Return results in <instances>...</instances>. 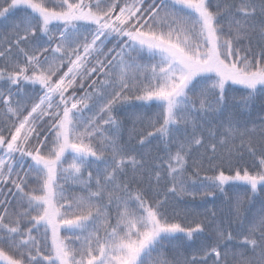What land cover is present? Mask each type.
Masks as SVG:
<instances>
[{"label":"snow or ice","instance_id":"1","mask_svg":"<svg viewBox=\"0 0 264 264\" xmlns=\"http://www.w3.org/2000/svg\"><path fill=\"white\" fill-rule=\"evenodd\" d=\"M14 10L0 33V264H264V119L246 115L264 96V0H0V19ZM22 85L42 95L14 99ZM128 109L129 140L164 155L121 142L114 113ZM218 194L227 212L187 206ZM177 234L197 253L153 261Z\"/></svg>","mask_w":264,"mask_h":264},{"label":"trees","instance_id":"2","mask_svg":"<svg viewBox=\"0 0 264 264\" xmlns=\"http://www.w3.org/2000/svg\"><path fill=\"white\" fill-rule=\"evenodd\" d=\"M212 2H213V4H215L217 2V0H212ZM23 14H24L23 10H14L13 14L9 15L7 20L0 19V33L7 34L11 30V25H12L13 21H18L23 16ZM222 23H224V29H225V32H227L226 22L222 21ZM46 40H47L46 36H41V41H46ZM120 42L122 43V41H120ZM117 43H118L117 39H112L107 44V48H112ZM107 48L105 50H107ZM131 55L133 57H135L136 53L133 52ZM137 62L145 64L147 62L152 63L154 61L149 60V58L145 55L142 58H139L137 60ZM0 65H2V61H0ZM22 88H23V92L20 94V96L15 95L17 93L16 87L11 88V91L14 94V99L22 98L29 105L35 99L38 98V95H42V92L39 89V86H36L35 88H33L31 85H22ZM233 89H236V90L230 92V97L235 96L237 98V101H239V98L241 96L246 95L245 92H243L242 90H239V86H233ZM8 90H9V85L7 83H5L3 80H0V91H3L6 94L8 92ZM80 94L82 95V93H80ZM28 96H30L31 99H28L27 98ZM0 107H2V106H0ZM126 111H131V109L121 110V111H118L117 113H114L115 115L118 116L119 119H121L124 122L123 126L121 128V142L122 143H128L131 146L136 147L137 152L151 151L152 153H156L157 151H159L160 155H164L163 145L160 144V142L157 139H153L150 144L145 145L143 148L139 147V145L137 144V142L134 138L132 140H129V129L132 128V124L126 118ZM148 114H151V112H149ZM84 115L86 116V113H84ZM246 115L248 117H250V119L253 122H255L257 124L260 123L261 119H264V96L258 95L256 97V99L251 103L249 110L246 113ZM249 126H251V124ZM106 132L109 135L112 134L110 131L106 130ZM139 158H140V156L137 155V159H139ZM246 159H247V157H246ZM189 163H191V160L189 161ZM205 165H206V161H205ZM26 166L27 165H25V167ZM103 167H105L104 163H103ZM190 171H191V169H190ZM208 174L211 175V173H208ZM201 176H203V173H201ZM61 183H64V181L61 180ZM189 183H191V182H189ZM67 186L68 185H66V188H67ZM189 190H191V188ZM226 190L229 192L230 195L233 193L243 194L246 191L245 187L242 185H238L235 187H226ZM6 191H7V189L5 188V192ZM161 196H163V192L161 193ZM0 199H3V197L0 196ZM9 199H11L10 196H9ZM169 199H170V204L175 203V204H177V206L179 208H184L186 206L185 201L191 200L190 197L179 198V200H177L174 197H170ZM262 201H264V191L258 192L256 197L254 198L253 211L257 210L260 207ZM187 206L195 207L196 211H198V212H203L206 207L207 208H213L214 210H217V211L223 210L224 212H227V206L224 203V197L222 195H219V194H218L217 198H215V199L209 197L208 202L206 204L203 203L199 197H197L196 201L194 203L188 204ZM62 235H66V233H62ZM237 240H238V242L242 241V237H238ZM164 244H165V247H163L162 249H159L157 252H154L152 254L153 261H155V259L161 254H163L164 258L168 259L169 261H173L175 258L183 259L184 257H191V255H193L194 253H197V249L200 246L199 241H196V242L189 241L183 236V234H177V238H175L171 241H165ZM209 264H211V261H209Z\"/></svg>","mask_w":264,"mask_h":264},{"label":"rangeland","instance_id":"3","mask_svg":"<svg viewBox=\"0 0 264 264\" xmlns=\"http://www.w3.org/2000/svg\"><path fill=\"white\" fill-rule=\"evenodd\" d=\"M138 63V62H137ZM151 62H147L145 64H149ZM140 64H143V63H140ZM96 109H94L93 111H95ZM93 111H86V117H90L92 114H93ZM71 162V157H68V160L66 161V163H70ZM96 168H99V169H103V163L102 162H93L92 166H91V170L93 171L94 175H95V169ZM85 177L87 176V171H85L84 173ZM68 188V191L71 192V191H76V192H79V188H71L69 186H67ZM192 190V189H191ZM190 190V191H191ZM112 213H113V216L115 215V206H113V208L111 209ZM67 234V233H66ZM74 246H77L78 245H74Z\"/></svg>","mask_w":264,"mask_h":264}]
</instances>
